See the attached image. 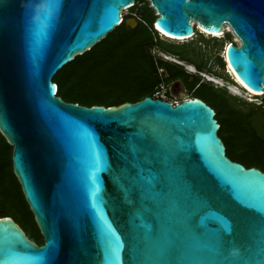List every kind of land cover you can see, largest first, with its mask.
I'll return each mask as SVG.
<instances>
[{
	"label": "water",
	"instance_id": "obj_1",
	"mask_svg": "<svg viewBox=\"0 0 264 264\" xmlns=\"http://www.w3.org/2000/svg\"><path fill=\"white\" fill-rule=\"evenodd\" d=\"M148 1L171 39L229 26L226 66L264 93V0ZM135 2L0 0V134L44 239L0 217V264H264V171L227 156L213 107L57 95L63 66L137 26Z\"/></svg>",
	"mask_w": 264,
	"mask_h": 264
},
{
	"label": "rangeland",
	"instance_id": "obj_2",
	"mask_svg": "<svg viewBox=\"0 0 264 264\" xmlns=\"http://www.w3.org/2000/svg\"><path fill=\"white\" fill-rule=\"evenodd\" d=\"M147 1L137 0L138 7L141 9ZM138 15H140L139 11ZM124 16L126 18L135 17V14L129 8L124 10ZM151 19L153 24L156 19L155 12ZM152 29L154 44L151 47V52L153 55H156L162 49L168 54L176 55L189 63L192 62L191 64L196 67L195 57L196 59L205 57L214 59L218 54L223 59L226 45L235 40L231 32L225 31L224 35L226 37L223 35L216 37V39L212 35L206 34V40L202 43H197L195 37L186 39V41H176L156 33L154 27ZM199 39H202V37L200 36ZM121 55V52H115L107 61L104 60L105 63H99L92 68L97 73H101L102 79H105L106 76H112L110 87L112 90L111 97L114 98H127L138 92L135 86V78L131 76L133 70L128 65V61L121 58ZM59 74L57 77H59ZM210 86L208 83L207 85L204 84L199 89L198 94L212 104L217 112V118L223 125L222 131L226 137L227 154L247 166L255 165L264 171V131H262L264 130V94L254 96L253 100L233 95L225 97L219 91H216L218 88H214L216 89L214 90ZM63 93L67 96L74 94L73 91L68 89L63 90ZM99 96L106 98L101 90ZM235 106L240 107L242 110L237 109ZM248 114L253 117L257 116L259 124H257L258 122H249ZM7 153L8 150L5 148L0 156L2 160L7 157ZM1 165L0 203L6 213L12 214L23 225L28 235H36L37 229L29 221L28 212L26 207L22 205L16 181L4 166V161Z\"/></svg>",
	"mask_w": 264,
	"mask_h": 264
},
{
	"label": "trees",
	"instance_id": "obj_3",
	"mask_svg": "<svg viewBox=\"0 0 264 264\" xmlns=\"http://www.w3.org/2000/svg\"><path fill=\"white\" fill-rule=\"evenodd\" d=\"M137 4L131 7L132 13L136 14L140 19L136 27L131 28L127 26L124 21H122L119 26L108 33L107 36L101 39V41L97 43L91 50L86 51L82 55L76 56L71 62L63 66L54 75L53 81L58 85L57 95L60 96L64 101L78 102L79 104L86 106L104 105L108 107L118 106L124 102H137L146 96L153 97V95L150 93V89L155 85V78L157 76L158 68L167 67L168 64L165 61H160L157 64L156 60L151 56L150 53L151 47L154 44V37L152 35V28L154 27V25L152 24L151 18L155 11L150 7L149 1L142 5L143 7L141 9ZM140 10L142 11L140 12ZM138 11L140 15H138ZM125 19L126 16H124V20ZM154 31L158 33L155 29ZM118 51L122 54L121 58L127 60L128 65L131 66V69L133 70V74L131 76L135 78V86L138 89L137 94H134L127 98L111 97L112 90L110 87V79H112V76H106L104 77L105 79H102L101 73H97L96 71L92 70L93 66H97L99 63H105L104 60L107 61L115 52ZM164 52L167 53L166 51ZM147 55H150L153 69L150 72L146 71L145 73H142L141 69L146 67ZM58 74L59 77H57ZM65 89L73 91L74 94H71L69 96L65 95L63 93V90ZM100 90L104 93L106 98H101L99 96ZM215 117L220 123L218 134L226 146V137L222 131L223 125L217 118V112ZM251 120L252 117L250 114H248V121L252 122ZM5 148L8 150V153L7 157L3 160L0 157V170L2 166L1 164L4 161V166L6 167V169H8L9 173L16 181L21 196L22 205L26 207L29 221L33 224V226L36 227L37 234L31 236L28 235L23 225L20 224L19 221H16L21 225L26 234L32 240L40 243L43 241L42 235L34 220V215L25 200L21 186L16 176L12 172V147L0 134V156ZM227 156L229 155L227 154ZM232 159L238 161L235 158ZM0 217H2V215H0Z\"/></svg>",
	"mask_w": 264,
	"mask_h": 264
},
{
	"label": "flooded vegetation",
	"instance_id": "obj_4",
	"mask_svg": "<svg viewBox=\"0 0 264 264\" xmlns=\"http://www.w3.org/2000/svg\"><path fill=\"white\" fill-rule=\"evenodd\" d=\"M194 31H195V36L194 37L197 38L196 42L197 43L205 42V40H206L205 35L207 33L202 32L199 29V27L194 28ZM224 34H225V32H224ZM207 35H209V34H207ZM200 36L202 37V39H199ZM224 37H226V35H224ZM213 38L216 39L215 36H213ZM233 41H236V40H233ZM228 44L226 45V47L228 46ZM226 47L224 49V52L226 50ZM145 48H146V46H145ZM160 51H162V50H159L158 53ZM150 53H151V56L156 60L157 64L160 61H165L168 64L167 67H163L162 68L164 70L163 74L159 73V69L160 68H158L157 76L155 78V85L150 89V93L152 95L155 94V92H156V90L158 88V85L161 82H164V88H165V90L167 92V96L169 98L183 97V96H192V97H196V98H201L209 106L212 107V105L206 99H204L201 95L198 94L199 89L204 84L207 85V83H208V84L211 85L210 87H212L213 89L214 88H218L217 90L216 89H214V90L219 91L225 97H231L230 95H232V94L225 87H219V86H216L213 82H210L208 80L206 81V79L200 74V73H205V74H208L209 76L211 75L212 77H220L226 83L236 84L235 81H234V78L232 77L231 73L227 69V66H226V64L224 62V55H223V59H221V57L218 54L214 57V59H208L207 57L196 59V57H195L194 60L196 61L195 62V64L197 65V67H196L195 65L191 64L192 62L189 63L185 59H180L178 56L170 54V55L176 57L182 63H189V64H191V65H193L195 67L196 74L190 75L186 71L184 65L177 64L176 62H170V61L164 60L163 58L158 56V53L156 55H153L151 50H150ZM146 58H147L146 67L141 69L142 73H145L146 71L150 72L153 69L152 68V64H151L150 55H147ZM229 76H230V78H229ZM231 78H232V80H231ZM235 97H237V96H235ZM236 108L239 109V110H242L240 107H236ZM251 117H252L251 121L253 123H257L258 122V119H257L258 117L257 116H254V117L251 116ZM257 124H259V122ZM237 162H240V161H237ZM240 163H242V162H240ZM242 164L244 166H246V167H256V166H247L244 163H242ZM12 172H13V168H12ZM13 174H14V172H13ZM0 210H1L0 215H2V216H10L16 221L15 217L12 214L6 213L4 211V208H3L1 203H0ZM42 239H43V237H42ZM32 241H34V240H32ZM34 242L39 244V245H41V244L44 243V239L40 243L36 242V241H34Z\"/></svg>",
	"mask_w": 264,
	"mask_h": 264
},
{
	"label": "bare ground",
	"instance_id": "obj_5",
	"mask_svg": "<svg viewBox=\"0 0 264 264\" xmlns=\"http://www.w3.org/2000/svg\"><path fill=\"white\" fill-rule=\"evenodd\" d=\"M127 10V9H126ZM133 22V21H132ZM154 23H155V20H154ZM195 25L197 26V24L195 23ZM199 27V29L202 31V32H205L207 34H212L210 33L209 31L201 28L200 26H197ZM156 31H159V32H163L161 31V29L155 25V28H154ZM225 31H229L231 32L234 37H235V40L238 42V39L236 38L235 34L233 33L232 29L229 27V26H226L225 28ZM212 36H216V37H221L223 36L222 34H213ZM172 39L176 40V38L172 37ZM177 41V40H176ZM178 41H186V39H180ZM224 55H226V53L224 52ZM181 65H191L189 63H180ZM186 69L188 71H191V72H195L196 70H194L193 67H186ZM227 69L229 70V72L231 73V75L234 77V79L238 82L239 85L237 84H230V83H226L222 78L220 77H212L211 75L210 76H207L205 75V79L206 81H210V82H213L216 86H219V87H225L233 96H237V97H240V98H243V99H249V100H253V97L254 96H257V95H262L264 93H256L254 91H251L250 89H248L246 86H244L240 80L237 78L235 72L233 71L231 65L227 64Z\"/></svg>",
	"mask_w": 264,
	"mask_h": 264
},
{
	"label": "built area",
	"instance_id": "obj_6",
	"mask_svg": "<svg viewBox=\"0 0 264 264\" xmlns=\"http://www.w3.org/2000/svg\"><path fill=\"white\" fill-rule=\"evenodd\" d=\"M138 2L136 1L135 4H137ZM134 4V5H135ZM133 5V6H134ZM135 17L139 18L136 14H135ZM122 18H124V12L122 13ZM193 25H194V28H196L197 26L195 25V23L193 22ZM211 35V34H209ZM195 36V35H194ZM193 36V37H194ZM193 37H190V39H192ZM158 56H160L161 58H163L164 60H167V61H170V62H176L177 64H180L181 61H179L176 57L168 54V53H165L164 51H160L158 53ZM193 67L194 70H195V67L193 65H185V69L186 67ZM186 71L190 74V75H193V74H196V71L195 72H191V71H188L186 69ZM159 73H164V70L162 68L159 69ZM204 78H205V75L209 76L208 74H205V73H200ZM189 97H192V96H183V97H174V98H169L167 96V92L164 88V82H161L159 85H158V88L155 92V94L153 95V98L154 99H161V100H164V101H169L172 105H176L178 103H180L181 101L189 98Z\"/></svg>",
	"mask_w": 264,
	"mask_h": 264
}]
</instances>
